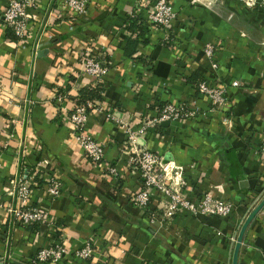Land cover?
I'll list each match as a JSON object with an SVG mask.
<instances>
[{"label": "crops", "instance_id": "crops-1", "mask_svg": "<svg viewBox=\"0 0 264 264\" xmlns=\"http://www.w3.org/2000/svg\"><path fill=\"white\" fill-rule=\"evenodd\" d=\"M150 1L88 0L79 15L65 0H35L18 39L3 22L8 0H0V264H31L50 242L44 225L30 230L8 211L17 206L11 186L22 178L32 179L29 203L46 213L68 250L42 264H231L240 227L264 197V13L235 0H167L175 18L163 27L148 22ZM134 15L142 18L141 37L125 26ZM136 37L135 52L125 55ZM208 43L215 44L212 58L204 53ZM86 50L107 66L100 80L84 70ZM233 79L240 86L228 88L225 109L208 112L196 84ZM96 83L103 110H89L85 130L104 145L98 165L74 140L69 121L79 90ZM181 101L206 116L159 123L138 144L186 166L193 195L233 202L227 218L180 211L163 219L162 197L153 190L147 208L134 203L143 179L128 162V132L163 104ZM53 177L60 182L56 197L46 190ZM259 236L264 207L247 227L237 264H264ZM86 242L91 257L74 256Z\"/></svg>", "mask_w": 264, "mask_h": 264}, {"label": "built area", "instance_id": "built-area-1", "mask_svg": "<svg viewBox=\"0 0 264 264\" xmlns=\"http://www.w3.org/2000/svg\"><path fill=\"white\" fill-rule=\"evenodd\" d=\"M87 3L88 0H65L66 7L79 15L85 12ZM147 4L148 22L167 27L174 19L175 13L172 11L167 0H152ZM34 6L35 0H8L2 14L3 22L4 25L12 29L16 38L23 39L25 37L31 17L30 11ZM214 48V43L206 44L204 47L206 56L212 58ZM83 66L85 72L97 80H100L107 72V66L91 50H86ZM211 67L215 68L216 64L212 62ZM239 86L240 82L237 79L231 80L228 84H209L207 81L201 80L196 84V89L209 102L210 107L208 112H214L225 109L228 88ZM61 97L59 96V99ZM90 109L101 110V104L97 100L78 102L69 115V121L74 131V140L84 151L89 161L94 165H98L104 156V145L94 140L85 130ZM106 114L108 117H111L110 112ZM206 114V111L200 112L197 105H190L185 101H181L178 104L167 102L161 106L155 116L145 121L139 129L129 130L126 138V149L129 153L128 162L136 168L140 177L143 179V186L133 197L134 203L140 209L143 210L148 207L151 190H153L162 197L163 219L171 218L180 211H186L194 216L211 215L226 218L234 213L235 205L231 201L221 200L207 192L193 195L188 188V183L185 178L186 166L166 160L163 155L152 152L138 144V137L141 133H145L148 128L156 126L163 121L191 119L197 118L198 116H206ZM114 120L118 121L117 119ZM260 154L264 160V140L261 143ZM108 170L111 174L117 175V171L113 166L109 167ZM31 184H33L32 179L22 183H15L12 191L19 205L15 208L8 207V211L22 225L44 222L47 226L53 228L46 213L29 203L32 194ZM46 190L51 197L58 196L60 182L54 177L50 178L47 181ZM260 194L259 192L255 194L256 201L261 196ZM148 219L150 223H153L156 216L150 214ZM67 251L64 244L57 241L38 251L30 259V262L32 264L56 263L62 259ZM73 254L81 259L90 258L92 254L91 243L86 242L81 248H76Z\"/></svg>", "mask_w": 264, "mask_h": 264}, {"label": "trees", "instance_id": "trees-1", "mask_svg": "<svg viewBox=\"0 0 264 264\" xmlns=\"http://www.w3.org/2000/svg\"><path fill=\"white\" fill-rule=\"evenodd\" d=\"M141 23H142V18H140L139 15H134V16H129L126 19L125 26L132 33L137 31L138 36L141 37L140 36L141 30H142ZM139 37H136L135 39H133V38L128 39V41H127L128 47L124 50L125 55L131 56V54L133 52H135L137 45H138V42H139L138 41ZM101 91H102V88L98 83H96L94 86L89 85V86L83 87L78 92V97H77L76 103L86 101V100H98V101H100V100H102ZM37 224L38 223H31V224L24 225V226H26V228H28L30 230L41 229V226L38 227ZM55 235H56V233H55Z\"/></svg>", "mask_w": 264, "mask_h": 264}, {"label": "rangeland", "instance_id": "rangeland-1", "mask_svg": "<svg viewBox=\"0 0 264 264\" xmlns=\"http://www.w3.org/2000/svg\"><path fill=\"white\" fill-rule=\"evenodd\" d=\"M235 1H237V2H240L244 7H246L248 10H250V11H253V12H258V13H264V0H235ZM175 18V17H174ZM37 181H36V184H37V182H39V180L38 179H36ZM24 181H29V179L28 178H22V179H17V183H22V182H24ZM14 185H15V182L13 183ZM11 187H13V185L11 186ZM33 187H35V186H33L32 184L30 185V188H33ZM14 196H15V194H13ZM15 199H16V202H15V204L18 206L19 205V203H18V201H17V198L15 197ZM13 208H15V207H13ZM19 209H20V207H19ZM13 215V214H12ZM14 217V216H13ZM48 218V217H47ZM13 219H15V218H13ZM15 222H17L16 220H14ZM38 225V227H40V226H42V225H44L45 226V229L47 228L48 230H46L47 231V235L49 234V238H50V242L47 244V245H45V246H42L41 248H39L37 251H36V253L35 254H37V252L38 251H40L41 249H43V248H46V246H49V245H52L53 243H55V242H57L58 241V237H56V235H54V227L52 228V227H49V226H47L44 222H40V223H38L37 224ZM43 226V227H44ZM50 230V231H49ZM52 231V232H51ZM9 232H10V229H9ZM49 263H52V262H49ZM32 264V263H31ZM37 264H39V263H37ZM42 264V263H41Z\"/></svg>", "mask_w": 264, "mask_h": 264}, {"label": "water", "instance_id": "water-1", "mask_svg": "<svg viewBox=\"0 0 264 264\" xmlns=\"http://www.w3.org/2000/svg\"><path fill=\"white\" fill-rule=\"evenodd\" d=\"M170 121H163L161 122V125L168 124ZM264 207V197L259 201V203L250 211V213L247 215L245 220L243 221L238 236L237 240L233 249V254H232V261L231 264H237V258H238V252L240 249V246L243 241L244 234L247 230L248 225L251 223V221L256 217L258 212ZM262 243H264V239L262 237H256V244L262 246Z\"/></svg>", "mask_w": 264, "mask_h": 264}]
</instances>
